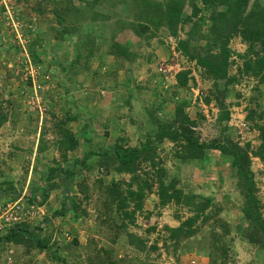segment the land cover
Masks as SVG:
<instances>
[{
  "label": "rangeland",
  "instance_id": "1",
  "mask_svg": "<svg viewBox=\"0 0 264 264\" xmlns=\"http://www.w3.org/2000/svg\"><path fill=\"white\" fill-rule=\"evenodd\" d=\"M68 1L0 0V115H6L0 126V179L13 181L20 190L15 201L26 224L24 236L33 244L0 246V264H63V258L67 264H264V249L249 238L231 159L211 151L206 159L180 162L175 153L182 141L144 137L154 118L176 119V127L180 119L189 118L198 142L229 138L247 150L264 218V164L251 154L259 145V133L247 121L251 115L261 123L264 85L244 69L259 44L253 43L250 52L248 43L233 33L226 43V76L210 77L197 58L212 45L213 9L198 0L196 14L189 0ZM65 4L70 6L66 13ZM175 4L181 5V12L169 25ZM259 6L264 7V0H248L247 11ZM89 8L104 17L76 22ZM224 10L223 5L217 7ZM56 12L64 13L72 26H60ZM156 22L159 26L153 25ZM133 26H147L142 30L147 32L139 37ZM121 47L127 48L133 64L121 60ZM93 53L119 59L103 68ZM211 53H219V47ZM73 60L86 62L88 70L80 67L72 75L65 68ZM181 70L188 72L185 86L176 83ZM224 112L227 120L222 119ZM63 131L72 134L76 147H59ZM115 145L140 149L134 173L117 170L109 154ZM88 151L97 155L84 166L75 163ZM56 165L74 171L66 192L74 197L76 210L69 208L60 188L63 177L45 179V169ZM159 181L213 198L205 209H213L212 217L194 236L177 238L178 245L169 230L192 216V206L173 201L160 205ZM145 183L149 192L143 190L141 209L131 222L110 203L109 192L117 187L128 197L126 210L132 211L135 203L128 191ZM37 185L47 187L45 199L40 191L33 194ZM32 196L35 202L28 203ZM5 200L0 196V201L10 202ZM63 202L68 210L53 216ZM35 240L46 248L39 249Z\"/></svg>",
  "mask_w": 264,
  "mask_h": 264
},
{
  "label": "trees",
  "instance_id": "2",
  "mask_svg": "<svg viewBox=\"0 0 264 264\" xmlns=\"http://www.w3.org/2000/svg\"><path fill=\"white\" fill-rule=\"evenodd\" d=\"M200 3H203L206 7L213 9V17L211 16V26L210 33L212 34V45L210 49L204 51V56L201 58H197V63L205 70V72L210 75V77L222 78L226 76V59L228 57V50L226 48V43L228 39L231 37L233 33H237L244 42H247L249 45L250 52L252 51V44L257 42L260 46L258 51L251 52V56L248 60L244 62V69L246 73L252 74L257 77L258 82L264 85V7L259 6L256 10L247 11V3L248 0H198ZM192 10L194 14L197 13V4H195L196 0H189ZM65 3H70V0ZM92 3V2H91ZM90 3V5H91ZM64 5V13L69 9L70 6ZM223 5L225 7L224 11H217V7ZM86 6L88 7L89 4ZM172 9L173 12L168 14L167 23L172 24L174 19H177L181 12V5L175 4ZM87 10L89 12L88 15L78 19H74L72 21L80 22L89 21L91 23L97 22L100 18L104 17L98 11H93L91 8ZM80 12V10H77ZM85 12V11H83ZM82 12V13H83ZM58 13V14H57ZM62 12H56L55 21L60 26H72L71 23L66 17V15ZM108 19V18H107ZM65 22V23H64ZM80 25V24H79ZM154 26H159L158 23H154ZM134 27V26H133ZM143 28L147 29V26H135L134 33L143 37L142 34L147 31H142ZM141 29V30H139ZM144 39V38H143ZM146 40V39H145ZM37 43H41V40L38 42L32 41L31 45H35ZM84 44L81 43L78 47H76V53L78 54L81 49H83ZM215 46L219 47V53L212 54L211 50ZM85 48V47H84ZM119 55L123 56L126 59H130L131 56L127 48L121 47L119 50ZM94 56V53L91 54V57ZM33 60L35 62L39 61L38 54L35 53L33 56ZM77 60V59H76ZM73 60L68 64V67L65 68L72 75H75L79 70L88 69L86 62L82 65H78V60ZM81 67V68H80ZM188 72L183 70L177 72L175 75L176 83L178 86H185L188 81ZM206 101H211L210 98H206ZM264 114H261L258 120L261 123H257L251 115L247 116V121L251 123V126L258 131L259 137V145L256 150L252 151L251 154L258 158L264 164ZM229 117L228 112H224L222 115L223 120H227ZM6 120V115H0V126ZM156 122L154 124L151 123L149 127H147V133L144 135L146 139H154L156 141L169 139L174 142L182 141L179 146L180 150L176 152V158L179 159L180 162H185L191 158H197L196 160L206 159L208 156V152L214 151L218 152L223 156L229 157L231 159L230 166L235 171L237 178V188L240 191L244 203L242 206V215L244 220L247 223V230L249 233V238L252 237V242L258 241V244H261L264 249V218L261 214L260 203L255 195L256 187L254 182V175L251 170V159L249 153L244 148H241L237 144L233 143L229 138H226L224 141L213 140L209 143L206 142H198V139L194 138L193 130L191 127L194 125L192 120L189 118L180 119V124L178 127L175 126L177 120L173 119V121L168 120H158L154 118ZM263 121V122H262ZM187 123V125H185ZM153 128H156L155 130ZM65 138L61 139L58 142L59 147H68L77 146L76 139L72 136L70 132L63 131ZM154 135H153V134ZM65 140V141H63ZM147 140V141H149ZM64 144V145H63ZM148 145V144H147ZM146 146V145H145ZM39 152L44 150V146L38 147ZM112 154L114 159L117 161V170L121 172H135V164L136 161L141 158L140 149L133 147H125L115 145L112 147ZM196 151V152H195ZM108 155L105 152V155ZM97 154L93 152H86L84 154L83 159L80 161H75V163H81L83 166L86 164L87 160ZM104 155V154H103ZM45 174V179L47 181H51L56 179L57 177H63L60 188L69 190L71 188V182L74 180V171L70 168H61L59 166L47 167L43 172ZM67 180V181H66ZM150 184L145 183L142 187H139L137 191H128V195L130 200L133 201L134 209L132 211L126 210L128 204V197L121 195L122 192L118 191L117 187H112L109 194L111 195L110 203L115 204L118 213H122L125 217L130 218L131 222H133V215L135 211H139L142 206V202L144 199V191L147 190L149 192ZM47 187L44 186L41 189L39 185L33 188V194L35 192L40 191L42 199L46 198ZM19 193L20 190H15L13 181L5 178L0 179V196L6 198L5 201L14 202L18 199L16 193ZM66 192L67 200L69 202V208L76 210V204L74 197ZM16 194V195H14ZM157 197L159 199V204L165 206L170 202H174L176 204H184L187 207L192 206V216L188 217L185 221L181 222L178 227L170 229V239L175 240L174 243L177 244L176 239L179 237L188 238L190 236H194L200 226L207 222L213 215V209H210L208 213H205V209L212 206L213 198H203L199 195H195L193 193H184L181 189L176 188V183L172 182L168 184L166 187L159 181V187L157 191ZM35 197L32 196L31 199L28 200V203L35 202ZM68 210V203L63 202L61 208L54 212L53 216H63V214ZM201 219V223L198 220ZM199 223V224H198ZM251 231V234H250ZM27 233V228L25 223H19L12 226L6 233H3L0 236V246L4 247L7 245H21L25 242L32 247L33 244L29 243V239L24 236ZM255 236V237H254ZM261 236V239H260ZM260 239V240H259ZM26 240V241H25ZM38 248H46L44 242H40L35 240ZM76 242V240H74ZM178 245V244H177ZM36 247V246H34ZM201 248H199L200 250ZM63 264H67L62 259Z\"/></svg>",
  "mask_w": 264,
  "mask_h": 264
},
{
  "label": "built area",
  "instance_id": "3",
  "mask_svg": "<svg viewBox=\"0 0 264 264\" xmlns=\"http://www.w3.org/2000/svg\"><path fill=\"white\" fill-rule=\"evenodd\" d=\"M22 219L20 206L17 202H8L0 204V231L10 227Z\"/></svg>",
  "mask_w": 264,
  "mask_h": 264
},
{
  "label": "crops",
  "instance_id": "4",
  "mask_svg": "<svg viewBox=\"0 0 264 264\" xmlns=\"http://www.w3.org/2000/svg\"><path fill=\"white\" fill-rule=\"evenodd\" d=\"M101 41H104V40H101ZM102 53V52H101ZM112 54H106V55H103V54H99V55H97V54H95L94 56H96L97 57V63L101 66V67H103V68H105L108 64H111L112 65V63H114V59L115 58H117L116 60H118L119 58L118 57H113V56H111ZM93 56V57H94ZM120 57V56H119ZM86 59V58H85ZM122 61H126V64L127 63H129V64H133V62H134V60L132 59V58H130V59H126V58H124V59H121ZM91 62H93V63H95L96 62V60L93 58L92 60H91ZM86 70H88V69H86ZM90 70V69H89ZM88 72V71H87ZM113 89H114V91L116 92V94H117V89H116V87L114 88V87H112ZM120 88V87H119Z\"/></svg>",
  "mask_w": 264,
  "mask_h": 264
},
{
  "label": "clouds",
  "instance_id": "5",
  "mask_svg": "<svg viewBox=\"0 0 264 264\" xmlns=\"http://www.w3.org/2000/svg\"><path fill=\"white\" fill-rule=\"evenodd\" d=\"M11 202V201H10ZM0 204H6V203H4L3 201H0ZM22 221L20 220L19 222H16V223H14L13 225H11L10 227H8V228H5V229H3L2 231H0V236H2L3 235V233H6L12 226H14L15 224H19V223H21Z\"/></svg>",
  "mask_w": 264,
  "mask_h": 264
}]
</instances>
